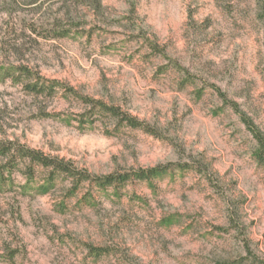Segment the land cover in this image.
<instances>
[{
	"label": "rangeland",
	"instance_id": "374dc122",
	"mask_svg": "<svg viewBox=\"0 0 264 264\" xmlns=\"http://www.w3.org/2000/svg\"><path fill=\"white\" fill-rule=\"evenodd\" d=\"M100 2L0 0V264H264V0Z\"/></svg>",
	"mask_w": 264,
	"mask_h": 264
},
{
	"label": "trees",
	"instance_id": "16d2710c",
	"mask_svg": "<svg viewBox=\"0 0 264 264\" xmlns=\"http://www.w3.org/2000/svg\"><path fill=\"white\" fill-rule=\"evenodd\" d=\"M93 4L95 5H100L101 2L100 0H91ZM96 105L95 108L97 107L100 111H111L113 113H117L114 107H110L108 104L101 102V101H96ZM128 125L132 126V127H145V124L141 123L140 121L134 119L131 116H126L124 119ZM246 123L248 122L247 119ZM247 125L250 127V124L247 123ZM255 136L259 142V150H258V155L260 157H263L264 155V136L262 135V133H260V131H255ZM26 155L25 156H31V160L32 161H36L38 163H40V165L47 167V168H51V178H49V184H51V181L53 180L52 175L56 172H61V173H70L73 172L72 169H70V167L63 163L62 161H58L57 159H53L52 157H47L44 155H38V152L35 151H31V150H25ZM40 154V153H39ZM164 168L161 167H154V168H149V169H139V170H134L131 173H120V174H110L107 176H103V177H94L95 182L98 184V186L100 187H110V186H114V185H120V184H124L129 180H132V178L134 179H138V180H147V181H152L154 178H157L161 175H163L165 173ZM86 177L90 178V175H86Z\"/></svg>",
	"mask_w": 264,
	"mask_h": 264
}]
</instances>
